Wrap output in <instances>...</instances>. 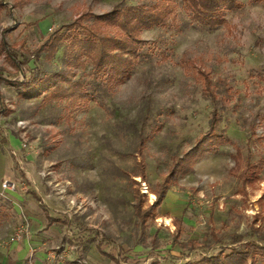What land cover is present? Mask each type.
<instances>
[{"label": "rangeland", "instance_id": "obj_1", "mask_svg": "<svg viewBox=\"0 0 264 264\" xmlns=\"http://www.w3.org/2000/svg\"><path fill=\"white\" fill-rule=\"evenodd\" d=\"M143 1L149 0H0V41L32 50L52 28L67 36L76 29L70 27L74 20ZM238 1L223 23L210 26L191 21L185 0H174L178 27L143 29L129 73L111 90H98L101 105L78 106L69 118L61 115L63 102L21 97L9 80L22 73L0 49V139L9 147L14 178L0 194L10 215L0 220V264H180L220 249L243 250L246 241L260 246L263 255L255 260L262 264L264 0ZM63 45L50 60L27 55L28 66L63 68ZM90 70L87 61L72 68L85 83L100 80ZM214 107L221 116L217 133L227 141L179 175L155 217L136 227L133 179L143 205L152 203L170 157L207 129ZM141 133L151 138L136 155ZM236 149L242 166L233 170ZM139 159L144 181L134 175ZM246 162L258 169L256 179L243 184L239 172ZM30 191L66 221L44 228ZM236 234L241 240L231 243Z\"/></svg>", "mask_w": 264, "mask_h": 264}, {"label": "trees", "instance_id": "obj_2", "mask_svg": "<svg viewBox=\"0 0 264 264\" xmlns=\"http://www.w3.org/2000/svg\"><path fill=\"white\" fill-rule=\"evenodd\" d=\"M240 5L238 0H185L184 2V8L191 21L210 26L223 23L225 11ZM175 8L174 0L117 4L107 11L93 15L92 19L86 22H81L80 19L74 20L70 27L76 29L67 36L63 33L58 34L60 27L52 28L32 50L22 45L17 48L16 44L1 40L0 49L6 61L14 71L22 73V78H13L9 81L19 86L21 97L31 98L42 95V101L45 103L63 102L61 115L65 118H69L76 107L91 101L101 105L98 90H111L114 82L127 75L136 63L139 46L142 43L141 31L153 26L178 27L174 21ZM62 42H65L62 50L63 68L49 71L38 65L28 66L27 55L35 59L42 56L50 60L61 47ZM18 50L21 51V57L18 55ZM86 61L91 65L90 73L101 77L100 80L85 83L82 77L74 76L72 68L83 65ZM200 74L203 77L205 92L210 93L209 98L214 104L211 83L202 72ZM220 119L221 116L214 107L211 110L207 129L194 140L188 149L170 157L166 173L155 183L153 190L155 196L152 203L143 205L142 200L145 196L139 191L138 180L133 179L135 184L133 213L136 227L143 229L147 220L155 217L157 208L163 201L167 190L177 183L179 175L191 172L197 158L215 149L222 141H227L225 137L217 133ZM150 138L149 133L138 135L136 155L141 154ZM241 166V152L236 149L232 169L236 170ZM135 167L134 175L144 181L146 174L143 160H137ZM257 169V163L246 162L239 172L241 183L255 180ZM9 216L4 205L0 204V220H6ZM46 218L47 223L54 219L48 214ZM241 238V235L236 234L232 236L231 243L238 242ZM241 244L243 250L232 247L228 252H223L220 249L213 254L202 255L197 259L180 264H257L256 256L263 255L258 250L260 246L250 241ZM108 256L116 260L115 257ZM262 264H264V259Z\"/></svg>", "mask_w": 264, "mask_h": 264}, {"label": "crops", "instance_id": "obj_3", "mask_svg": "<svg viewBox=\"0 0 264 264\" xmlns=\"http://www.w3.org/2000/svg\"><path fill=\"white\" fill-rule=\"evenodd\" d=\"M11 165H12V161H11V156L9 153V147L5 143V140L2 138V139H0V194L2 193L3 189H9V188H2V181L7 180V181L13 183L14 178H13V172H12ZM30 195L32 198H34L37 201L38 206L42 211V216L44 219V226H43L44 228H48L51 225L56 224V223H60L61 221H64V220L66 221L65 218H59L57 216L52 215L49 212L48 207L42 202L41 196L39 194H37L35 191H30ZM46 214H48L49 216L54 218L50 223H47ZM101 242H98L97 245L100 246L102 244ZM102 253L104 255H106L107 257H109L108 255H111V254L105 253L104 251H102ZM110 259H112V258H110ZM112 260H114V259H112Z\"/></svg>", "mask_w": 264, "mask_h": 264}, {"label": "built area", "instance_id": "obj_4", "mask_svg": "<svg viewBox=\"0 0 264 264\" xmlns=\"http://www.w3.org/2000/svg\"><path fill=\"white\" fill-rule=\"evenodd\" d=\"M11 183L7 180L2 181V188H10Z\"/></svg>", "mask_w": 264, "mask_h": 264}, {"label": "bare ground", "instance_id": "obj_5", "mask_svg": "<svg viewBox=\"0 0 264 264\" xmlns=\"http://www.w3.org/2000/svg\"><path fill=\"white\" fill-rule=\"evenodd\" d=\"M152 196V195H151Z\"/></svg>", "mask_w": 264, "mask_h": 264}]
</instances>
